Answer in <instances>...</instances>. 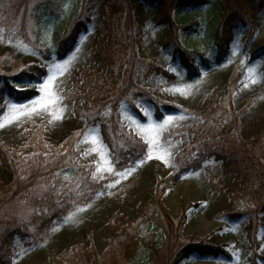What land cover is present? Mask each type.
Here are the masks:
<instances>
[{"label": "rangeland", "instance_id": "1", "mask_svg": "<svg viewBox=\"0 0 264 264\" xmlns=\"http://www.w3.org/2000/svg\"><path fill=\"white\" fill-rule=\"evenodd\" d=\"M164 1L169 4L166 13L172 16L171 21H165L169 17L162 13L161 0H57L59 6L48 12V22L37 35L40 26L30 17L35 0H28L23 9L15 5L6 18L0 12L1 74H17L31 64L48 71L49 66L68 61L66 70L53 81V102L46 109L30 112L11 105L30 108L35 107L30 105L33 100L44 97L47 101L38 86L49 71L33 83L37 90L33 97H5V107L0 111V141L20 158H26L33 152L27 135L33 124H43L44 138L54 146L85 129L83 138L75 144L76 161L93 171L102 184L89 202L76 207L53 229L38 238H19L13 264H50L51 254L68 251L76 244L88 249L95 243L103 252L116 229L138 221V207L151 200L157 179L182 167L179 162L186 150L185 171L168 190L165 203L178 217L184 207L188 209L184 236L207 237L215 245H224L231 256L194 254L181 264H255L250 240L253 234L260 242L257 264H264V211L259 209L264 180L244 181L248 177L235 171L242 160L238 152L226 158L225 144H208L211 140L206 136V132L222 128L223 138L238 133L240 141H253L264 131V55L254 56L264 45V9L248 15L250 24L241 23L235 28L229 56L217 63L215 44L228 8L226 0H210L188 17L193 9H177L178 0ZM80 19L86 21L87 28L80 33L73 50L60 58L53 51L58 49L66 24ZM114 27L122 40L124 55L110 62L113 70L107 72V66L94 61L92 52L106 39V32L115 33ZM133 33L136 41L132 44ZM179 44L192 53L199 73L195 69L194 73L188 72L175 52ZM204 57L212 62L207 63ZM95 75L104 80L109 97L100 102V111L89 124L76 106L86 108L84 103L80 105L81 83ZM132 79L137 91L152 92L173 109L154 104L148 93H132ZM30 83L24 81L15 88L26 90ZM143 109H148L147 114ZM168 116L173 120L159 135L139 127L162 124ZM106 118L107 126L102 128L100 123ZM127 132L146 144L145 153L138 161L124 159L116 165L104 134L122 137ZM223 158L229 163L227 169ZM13 180L14 175L0 163V188L11 186ZM25 194L26 198L36 195L32 187ZM21 199L17 196L0 211V235L7 225L27 223L31 208ZM129 254L132 264L166 262L164 247L151 257L140 244L133 243Z\"/></svg>", "mask_w": 264, "mask_h": 264}, {"label": "trees", "instance_id": "2", "mask_svg": "<svg viewBox=\"0 0 264 264\" xmlns=\"http://www.w3.org/2000/svg\"><path fill=\"white\" fill-rule=\"evenodd\" d=\"M161 1L162 9H164L162 13L165 17H169L165 21H171L172 16L166 13L169 4L164 0ZM208 1L178 0L176 7L177 9L194 7ZM226 2L228 8L217 36V45L221 56L229 52L237 23H249V13L264 9V0H233L232 3L226 0ZM27 4L28 0H18L15 4H12L11 0H0L1 16L6 18L12 14V7L15 5L16 9L20 7L23 9ZM57 6H59L57 0H35L30 17L35 25L39 24L40 26L39 30H36V35L46 26L48 21L45 20L48 12H52ZM43 21L45 22L42 24ZM86 25L84 19L69 21L64 29L66 34L64 33L65 35L62 36L63 38L58 44L59 49L53 52H57L61 58L66 57L74 48L78 34ZM112 30L115 33L106 32V39H102V42L92 52L94 61L107 66V72L113 70V63L110 62L117 61L124 55L120 35L115 27ZM134 41H136V35L133 33L132 44ZM38 43H40L39 40ZM40 46L43 47V50L45 49L43 45ZM45 51L47 50L45 49ZM189 55V53L183 54V62L186 65L189 62L192 68L193 63L189 61ZM262 55H264V45L254 53L255 57ZM134 56L137 57V53H134ZM46 75V68L34 64L25 67L17 74L0 73V111L4 107L7 94L11 96L17 94L19 97L25 98L37 94L36 89L32 88L33 84H30L28 90L20 92L14 89L15 85L22 84L27 80L33 83L35 80L43 79ZM103 81L95 75L92 79L81 83L80 91L83 96L80 99V105L84 103L86 108L76 106V110L86 118L89 124L96 119L97 113L100 111V102L109 97V94H106L107 86ZM137 90L138 86L132 79V93H148L154 102L161 103L159 99L152 96L151 92ZM124 92L125 90H122V93ZM163 105L169 110L171 109V105L166 103ZM106 120L107 118L100 123L102 128L107 126ZM110 126L113 128L114 124L111 123ZM85 132V129L77 131L60 146H54L44 138L45 128L43 124H33L27 133L33 152L26 158H20L15 151L0 141V163L14 175L11 186L7 185L0 188V211L10 201L16 200L17 196L22 198L21 203L27 204L31 208L27 223L7 225L0 235V264H13L19 238L28 237L32 239L42 236L47 230L56 227L76 207L89 202L101 188L102 184L93 175V171L86 170L76 161L78 151L75 144L83 138ZM206 136L211 140L208 144L215 146L225 144L223 146L227 153L226 158L227 155L234 154L235 151L238 152L237 155L242 160L236 164L235 171L240 173L242 177L243 175L248 177L244 181L252 182L257 178L264 180V131L258 139L253 141L244 139L240 141L238 133H233L227 139L223 138L222 128L208 131ZM104 140L112 149L116 165L124 159L132 161L134 158V161H138L144 156L146 144L141 139L132 136V133H123L122 137L104 134ZM188 153L189 151L186 150L180 158L179 163L182 167L157 179L151 200L138 207V221L133 220L116 229L103 252L99 251L95 243H91L88 249L83 244H76L68 251L51 254L49 257L50 264H132L129 251L133 243L140 244L150 253L151 257L157 254L159 248L164 247L166 249L165 264H180L194 254L230 257V252L224 245H215L209 242L207 237L184 236L183 229L189 219L188 209L184 207L182 214L178 217L165 203L168 190L181 179L185 171L183 160ZM222 157L224 156L222 155ZM223 159L227 169L229 163L227 159ZM65 175H68L67 180ZM30 187L36 193L34 198L25 197V193ZM259 200V209L264 211V197H260ZM250 240L252 256L256 258L260 244L254 234L251 235Z\"/></svg>", "mask_w": 264, "mask_h": 264}, {"label": "snow or ice", "instance_id": "3", "mask_svg": "<svg viewBox=\"0 0 264 264\" xmlns=\"http://www.w3.org/2000/svg\"><path fill=\"white\" fill-rule=\"evenodd\" d=\"M68 64V61H65L64 64H54L49 66V75L47 76V79L43 80L42 83L39 84V91L41 93L44 94V96H46L48 99L47 101L44 100V97H41L37 100H33L30 102V105H33L35 107H30L27 105H17V104H12L11 107L13 109H26L28 108L30 112H37L40 109H46L48 107L49 104H51L53 102V97H54V92L52 91L53 88V81L56 78V75L59 74H63V72L66 70V66ZM251 71V69L249 70ZM179 91V89H177ZM143 111L145 112V114H147L148 109H143ZM21 115L25 114L24 112H20ZM60 116H54V119H60ZM173 120L172 116H168L164 123L162 124H147V125H139L141 131L143 132H147L149 130L155 131L157 133V135H159L165 128V126ZM93 143L96 142L95 137H93ZM151 143L153 144V146H156V140L155 138L151 139ZM151 158V157H149ZM161 159H163V157H160ZM99 171V169H98ZM108 171H112V169H108ZM129 174H130V170ZM118 175H124L123 173H120Z\"/></svg>", "mask_w": 264, "mask_h": 264}]
</instances>
